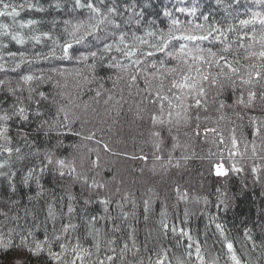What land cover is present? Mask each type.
<instances>
[{"label": "trees", "instance_id": "1", "mask_svg": "<svg viewBox=\"0 0 264 264\" xmlns=\"http://www.w3.org/2000/svg\"><path fill=\"white\" fill-rule=\"evenodd\" d=\"M7 5L0 10L6 13L1 18H9L6 24L12 22L0 35V64L7 65L0 71V264H195L196 258L197 264H232L225 257L233 256L242 264L249 259L245 253L251 257L246 264H264V0ZM189 35L207 39L183 38ZM52 70L57 74L42 73ZM26 77L34 79L28 87ZM87 105L97 111L85 120ZM179 111L187 120L182 131L173 125L164 133L150 130L158 113L167 118ZM117 127L131 128L123 134L129 146L143 143L145 131L156 145L168 133L166 144H188L198 155L159 180L156 191L167 193L166 207H145L130 188L116 198L94 200L71 181L81 171L65 168L68 155L80 149L83 155L92 143L108 154L99 145L106 141L116 149L122 138ZM231 138L226 175L219 178L213 174L219 156L209 150ZM27 145L42 168L32 161H24L25 168L15 164ZM59 156L66 160L64 173L57 169ZM133 166L129 173L135 176L140 167ZM87 173L90 178L95 172ZM182 189L194 195L193 204L204 203L190 204L179 218L181 208L175 212L170 199Z\"/></svg>", "mask_w": 264, "mask_h": 264}, {"label": "rangeland", "instance_id": "2", "mask_svg": "<svg viewBox=\"0 0 264 264\" xmlns=\"http://www.w3.org/2000/svg\"><path fill=\"white\" fill-rule=\"evenodd\" d=\"M8 1L9 0H0V10L4 7L5 4L6 5L8 4ZM0 20H2V22L0 21V35H1L3 29L7 28V25L8 26L11 25L12 22H11V24H6V23H9V18H6V17L1 18V16H0ZM17 28L18 27H16V29ZM6 66L7 65H4L1 63L0 64V71H2L3 67H6ZM51 72H52L51 74H47L45 71L42 73L45 77H47L49 75L54 76L55 73L57 74V70H52ZM8 77H9V73L7 75V78ZM40 77H43V76H40ZM33 81H34V79H32V78L30 80H25V85L28 87L30 84H32ZM38 83L39 82H37V84ZM208 89H210V87ZM200 90L203 93V89L201 88ZM84 108L87 110L85 111V109H83L81 112V115L86 120V118L88 116L93 115V113L95 112L93 110H96V109L93 108L91 105L84 106ZM84 111L87 114L86 116L83 114ZM179 112H172L170 117H167V118H165V116L164 117L160 116L161 113H158L157 115L154 116L155 118L152 117L150 119V122H149L150 130L152 131V128H153L154 131H162L164 133L165 132L164 130H166V127H168V126L172 127V125H173V128L178 126V128L180 129L181 128L180 124L185 125V122H187V120H186L184 114L182 112H180V113ZM13 113H15V112L12 109L10 111V115H8V116L9 117L12 116L11 114H13ZM13 116H15V114ZM95 117H96V119L101 118L100 120H102V117H100V116L99 117L95 116ZM93 120H94V117L91 119V121H93ZM119 120H121V119H119ZM166 120H168V121H166ZM1 121H2V118L0 117V123H1ZM102 122H104V121L102 120ZM121 122H123V121H121ZM0 128H1V125H0ZM114 128H115V126L111 125L112 133H113ZM117 130H118L117 131L118 136H120L122 134V138L119 139L118 144L113 145V146H116V149H113L110 146V144H108L106 141L102 142V144L99 145L101 148H103V150L108 151L109 152L108 154L101 153V151L99 150L98 147L96 148L92 145L93 143L87 145L85 138H83L82 142H83L84 146L85 145L88 146V147H86L88 150H85L83 155H82L83 152L81 149H80V151H76L73 154L68 155L71 158L67 162V166L66 167L64 166L65 168H67L69 170L70 169L74 170V174L81 171V173L76 175L77 178L72 177L71 181L78 188L81 187L80 189H83L86 192L87 196L91 195L94 200L107 201L111 198H116L115 194H117V193H121V192L123 194L128 193V192H126V190H128L130 188V190L136 189L139 192V194L142 198V200L140 199V201L142 204H145L144 205L145 207H148V206L152 207L154 205V203H156V202H159L163 206L166 207L167 205H166V202L164 201L163 197L167 193L161 192V190H159V192L156 191L160 187L159 180H163V179L167 178L168 177V171L172 168H174L173 170H181L180 165L186 166V159H188V157L193 156L194 158H196L195 156L198 157V155H196V152H194V150H192L191 148L190 149L186 148L188 146V144H187V146H180L178 144L173 145V143L166 144V140H168V138H169L168 133L164 134L163 137L160 138L161 140L158 139L159 142H158V145H156L155 142L154 143L152 142L153 137H152L151 132L145 131L143 139H142L143 143H141L139 145L137 144L134 147H132V146H129L126 143V140L124 139V135L125 134L128 135L131 128L123 130L122 128L118 129V127H117ZM162 132H159L158 134H161ZM160 136H162V135H160ZM0 138H3V137L0 136ZM172 138L173 137H171V139ZM5 140L7 141V139H5ZM2 141L4 142V140H2ZM2 141L0 139V146H3ZM15 142H17V141H15ZM233 142H234V140L231 138L230 141L227 143H224V144L217 143V144L213 145V147L210 148L209 154L213 153V154H218V156H219V158L218 157L216 158V160H215L216 162L213 165L214 176H218L219 178L224 176V175H217V170L221 169V168L226 173V166L224 165L223 162L226 160V153L229 151V149L232 148ZM251 144H254V143H251ZM65 145H67V144H65ZM250 146H251V152H254L255 149L252 147V145H250ZM107 148H108V150H107ZM4 149L5 148H3V150ZM1 150H2V147H1ZM23 150H24V152L17 154L14 157V161H15L16 165L19 163V161H21V163H19V164H21V166L23 168H25L27 166V165H23L24 161L25 162L32 161L36 165V167H37L38 163L41 164L40 161L36 160V155H34L36 153V151H35V153H34V151L32 152L31 146L27 145ZM245 150H246V148H245ZM14 151L18 153L22 150L18 149V151L17 150H14ZM79 153H81V154L78 157L73 158L74 156L78 155ZM59 157H57V159H56L57 160L56 161L57 169H59V171L62 172L65 168L60 167V166H63V164L61 165L59 163V161H63V163H65L66 160H65V158H62V157L59 158ZM45 161H47V160L45 159ZM45 161H43V162H45ZM13 163L11 165H13ZM50 164L55 168L54 163H50ZM111 164L114 166V168H111ZM133 165H139V167H140L139 168L140 170H138V172L133 171V173L136 174L135 176H132L129 173V168L135 167ZM32 166H33V164H32ZM42 167H43V165L41 164V166H39L37 169H40ZM18 170H19V167H18ZM89 170H94V172H95L94 176H90V178L87 177V175H86V174H88L87 172ZM127 172L129 174V178H125L124 173H127ZM130 172H131V170H130ZM62 173H64V172H62ZM149 174L153 177L151 180L146 178V176ZM29 176L30 175H28V177ZM86 178H87V180H86ZM58 185L60 188H62L63 186H65V187L69 186L66 183H59V182H58ZM196 185H200V184H196ZM85 186H87V187H85ZM159 194H161V196H162L161 200H159L160 198H157L159 196ZM193 196L194 195H192V193H190L188 190H183V189L177 191L176 194H174L172 196V200L170 199V201H171V203L174 204L175 212L178 211V208H181V210H179L181 217H179L178 214L175 213V215L177 216L176 218H178V217L182 218V213L183 212L185 213V211L188 212L189 208H187V207L190 204H192V205L197 204V205L201 206L202 203H204V200L200 199V200L194 201L195 198H193V201L195 202L193 204L192 200H190V197H193ZM112 200H114V199H112ZM112 200H110V201H112ZM225 201H226V198H225ZM150 209H152V208H150ZM164 213L165 212L162 211V212H160V215H165ZM197 213L199 215L201 214L199 211ZM165 217H167V215H165ZM170 218L175 219L174 216H172V213L170 215ZM134 223L137 224V222H134ZM133 237H134L133 234L128 235V240L131 239L133 241ZM104 239H105L106 246H108V245L111 246V244H110V242L112 243L111 239H107L106 237ZM107 242H109V244H107ZM127 244H128V246H132V247L135 246L134 242H129ZM109 246H108V248H109ZM125 246H126V244H125ZM109 251H110V248H109ZM223 256H224L223 254L220 255V257H223ZM244 256L246 258H249V259L247 261H244V262L242 261L243 262L242 264H246L251 258L250 255L247 253H245ZM226 258H227L228 262H230L232 264H236V262H234L235 260H233V258L225 257V259ZM209 259H211V258L209 257ZM200 260L201 259L196 258L195 264H197V262ZM205 262H206V264H220V263L222 264L220 259H218V260H212L211 259L210 263L209 262L207 263V260Z\"/></svg>", "mask_w": 264, "mask_h": 264}, {"label": "snow or ice", "instance_id": "3", "mask_svg": "<svg viewBox=\"0 0 264 264\" xmlns=\"http://www.w3.org/2000/svg\"><path fill=\"white\" fill-rule=\"evenodd\" d=\"M4 7L7 8L8 5L5 4ZM89 7H91V5H89ZM93 10L96 11L95 9H93ZM5 14H6L5 12L0 11V16H3V15H5ZM12 14H15V8L12 9ZM245 23H246V22H245ZM89 35H92V33H89ZM171 38H172V39H178V38H176V37H171ZM183 38H184V39H187V40H196V39H201V40H203V39H207L206 36H200V37H197V36H191V35H189V36H184ZM14 39H16V37H14ZM80 39H83V37H81ZM80 39L77 40V43L80 42ZM121 41H123V37H121ZM167 46H168V43H167V41H165V42L160 46V51H163L164 48L167 47ZM70 47H71V45H68L67 47H65V49H64L65 53H67L68 48H70ZM105 50H107V49H105ZM181 50H183V49H181ZM128 54H129V53H125V55H128ZM91 55H92L93 57H95V56L97 55V53H96V52H92ZM148 55H152V53H148ZM260 55H261L262 57H264V52H261ZM25 79H26V80H30L31 77H26ZM205 79H206V77H205ZM173 86H174V87H177V86H179V87H184V86H186V85H183V84H181V85H176V84H174ZM196 103H197V105H198V104H199V101H197ZM17 151H18V149H17ZM50 162H51V161H50ZM59 163L62 165V164H63V161H59ZM217 175H226V173H225V172L223 171V169L221 168V169H218V170H217ZM70 211H71V209H70ZM217 227L219 228L220 226L217 225ZM39 247H40V246L37 245V248H39ZM227 248H228L229 252H231V251H232V248H233V245H232L231 243H229V244H227ZM197 251H199V250H197ZM233 260H236L235 256H233ZM236 264H240V262H239L238 260H236Z\"/></svg>", "mask_w": 264, "mask_h": 264}, {"label": "bare ground", "instance_id": "4", "mask_svg": "<svg viewBox=\"0 0 264 264\" xmlns=\"http://www.w3.org/2000/svg\"><path fill=\"white\" fill-rule=\"evenodd\" d=\"M56 159V158H55Z\"/></svg>", "mask_w": 264, "mask_h": 264}]
</instances>
